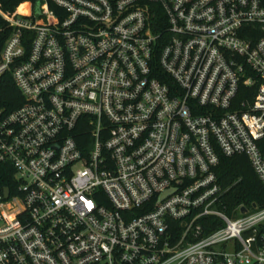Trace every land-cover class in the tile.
Masks as SVG:
<instances>
[{
  "label": "built area",
  "instance_id": "obj_1",
  "mask_svg": "<svg viewBox=\"0 0 264 264\" xmlns=\"http://www.w3.org/2000/svg\"><path fill=\"white\" fill-rule=\"evenodd\" d=\"M7 75L0 264H264V207L228 215L216 175L264 187V0L0 7Z\"/></svg>",
  "mask_w": 264,
  "mask_h": 264
},
{
  "label": "trees",
  "instance_id": "obj_2",
  "mask_svg": "<svg viewBox=\"0 0 264 264\" xmlns=\"http://www.w3.org/2000/svg\"><path fill=\"white\" fill-rule=\"evenodd\" d=\"M24 0H0V7L11 10ZM20 94L13 84L11 76L7 75L0 81V106L11 104L13 100L20 101ZM217 179L225 191L223 208L228 215L241 206L264 207V187L256 176L254 169L245 156L222 157L216 170ZM15 172L8 164L0 163V192L5 188L12 191L15 184ZM264 231V226L262 227Z\"/></svg>",
  "mask_w": 264,
  "mask_h": 264
},
{
  "label": "water",
  "instance_id": "obj_3",
  "mask_svg": "<svg viewBox=\"0 0 264 264\" xmlns=\"http://www.w3.org/2000/svg\"><path fill=\"white\" fill-rule=\"evenodd\" d=\"M9 192H10L9 189L7 188V189L5 190V195H6V197L9 196ZM166 195H167V193L163 194V195H162V198H164ZM243 212H244V213L246 212V209H245V208H243Z\"/></svg>",
  "mask_w": 264,
  "mask_h": 264
}]
</instances>
